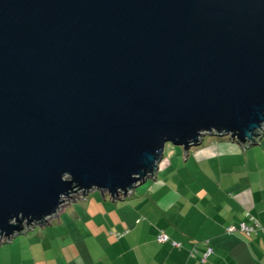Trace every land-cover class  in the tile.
Segmentation results:
<instances>
[{"label":"water","instance_id":"95a60500","mask_svg":"<svg viewBox=\"0 0 264 264\" xmlns=\"http://www.w3.org/2000/svg\"><path fill=\"white\" fill-rule=\"evenodd\" d=\"M263 133L264 0H0V244Z\"/></svg>","mask_w":264,"mask_h":264},{"label":"crops","instance_id":"0c3cea01","mask_svg":"<svg viewBox=\"0 0 264 264\" xmlns=\"http://www.w3.org/2000/svg\"><path fill=\"white\" fill-rule=\"evenodd\" d=\"M206 141L204 136L187 154L163 159L151 183L121 199L129 197L128 202L113 201L121 219L103 218L85 231L78 227L77 218H84L78 210L75 223L64 218L69 242L47 243L50 234L43 228L19 242L15 235L0 244V264H264V133L259 144L247 148L228 137ZM77 201L84 206L93 199ZM239 222L263 229L251 234L225 229ZM158 231L179 247L158 243ZM206 243L213 252L201 262Z\"/></svg>","mask_w":264,"mask_h":264},{"label":"rangeland","instance_id":"374dc122","mask_svg":"<svg viewBox=\"0 0 264 264\" xmlns=\"http://www.w3.org/2000/svg\"><path fill=\"white\" fill-rule=\"evenodd\" d=\"M220 137H227V136L222 135ZM208 138H212V136L211 135H205V142H203V144H205L207 142L206 140ZM195 146H197V145H195ZM195 146H192L191 149L195 148ZM177 152L178 153L181 152V154H183L181 147L177 146V145H173L170 142H167L164 146L163 158L161 159V161H163V159L173 157V154L177 153ZM151 182H152L151 179H147V181L145 183H151ZM142 185L143 184L139 185L138 188H140ZM105 195H106V199L102 196V194L99 190L91 191L88 194V199L92 198L93 201H91L89 205L86 204L87 202L86 203L84 202V206H79V204H78L79 201H77V200L82 199L81 198L82 195L81 194L73 195V199H69V202L66 203L67 205L64 204V206L65 205L66 206L65 207L62 206L60 208L59 212L60 211H62V212L60 214L59 220H58L57 216H56L57 218L53 217V219L51 221L52 223L50 225H46L43 227L36 226L34 230H30L26 234H19L18 236L13 238V240L16 239L19 242V240L24 239L27 235L33 234V232H36V234H38L40 232V230L43 228L46 233L48 232L50 234V235H46L47 243L52 244V245H56V246L63 245L65 243L69 242L68 236H70V235H68V229L66 228V226H68V225H66L64 218H66V216H68V218L70 217L69 222H72V220H73L75 223L76 219H72V218H73L74 213H76V212L78 213V210L82 211V213H80V214L82 217H84L83 219L77 218L78 227L85 228V231H87L86 228L94 227V225H95L94 221L100 220L99 222H101L103 220V218H106L109 222H110V219H113V220L121 219V214L116 213V212H118V210L115 209V203L109 199L107 194H105ZM128 199H129V197H128ZM128 199L126 198L125 200H118L117 203L120 204V203H123L124 201L128 202ZM127 205H128V203H127ZM65 211H66V214H64ZM59 212H58V214H59ZM85 217L87 218V220H84ZM88 217H92V218H88ZM93 222H94V224H93ZM110 223H113V222H110ZM47 230H49L51 232H49ZM83 239H84V236H83ZM89 239H92V237ZM85 241H87V240H85ZM91 243L92 242H90V244ZM92 244H94V243H92Z\"/></svg>","mask_w":264,"mask_h":264},{"label":"built area","instance_id":"2783aa9c","mask_svg":"<svg viewBox=\"0 0 264 264\" xmlns=\"http://www.w3.org/2000/svg\"><path fill=\"white\" fill-rule=\"evenodd\" d=\"M263 229L261 228L257 223H253V224H247L245 222H241L238 226H228L226 227L227 232H233V231H240L246 234H251V233H256L258 230ZM157 240L159 242H165V241H169V237L164 233V232H160L157 235ZM170 243L172 246L174 247H179V243L173 240H170ZM206 250L203 253V258L202 260H205L206 257L212 253L213 249L211 246H209L208 244H206Z\"/></svg>","mask_w":264,"mask_h":264},{"label":"trees","instance_id":"16d2710c","mask_svg":"<svg viewBox=\"0 0 264 264\" xmlns=\"http://www.w3.org/2000/svg\"><path fill=\"white\" fill-rule=\"evenodd\" d=\"M190 150V149H189ZM140 221V219H137L136 220V222H139ZM241 222H239L238 224H236L235 226H238L239 224H240ZM246 223V222H245ZM248 224V223H247ZM226 229V228H225ZM258 231H260V230H258ZM257 231V232H258ZM126 232V231H125ZM160 232H163V231H158V233L156 234V241L158 242V243H169L170 245H171V243H170V239H169V241H165V242H159L158 240H157V235L160 233ZM256 232V233H257ZM243 233V232H242ZM124 235V233L122 232V233H117V234H115V237L116 238H120V237H122ZM207 244V243H206ZM172 246V245H171ZM205 246H207V245H205ZM173 248H178V247H174V246H172ZM205 250H206V247H205ZM205 252V251H204ZM213 252V251H212ZM210 255V254H209ZM208 255V256H209ZM196 256V252L195 251H189V257H195ZM207 256V257H208ZM206 257V258H207ZM202 258H203V254H202V256H201V258H200V261L201 262H204L205 260H202Z\"/></svg>","mask_w":264,"mask_h":264},{"label":"clouds","instance_id":"9594fccd","mask_svg":"<svg viewBox=\"0 0 264 264\" xmlns=\"http://www.w3.org/2000/svg\"><path fill=\"white\" fill-rule=\"evenodd\" d=\"M66 204V203H65Z\"/></svg>","mask_w":264,"mask_h":264}]
</instances>
